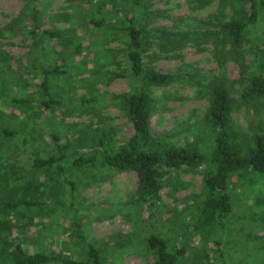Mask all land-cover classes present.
<instances>
[{"label":"rangeland","instance_id":"obj_1","mask_svg":"<svg viewBox=\"0 0 264 264\" xmlns=\"http://www.w3.org/2000/svg\"><path fill=\"white\" fill-rule=\"evenodd\" d=\"M23 1L0 0V27L18 18L24 9ZM37 2L44 23L62 31L65 41L73 45L83 41V44L91 46L87 51L64 60L55 55V51L62 50L60 45L50 44L47 48L48 58L57 62L58 66L69 67V70L65 75L50 77L49 94L56 104L46 113L40 110L39 94L34 86L21 88L15 85V76L11 73L0 76V123L4 127L17 129L25 137L28 151L39 155L48 152L55 155L50 149L49 131L56 132L61 140L66 138L73 141L90 130H105L109 132L114 146L123 144L131 136L132 129L124 111L113 104L112 96L127 92L129 87L124 79L107 82L106 78L111 76L110 74L125 70L124 57L116 51L118 47H122L121 44L105 41L99 32H76L82 28L86 19L82 16V11L77 9L75 0ZM152 2V8L163 12L164 19H161L158 25H175L177 29L199 30L197 20H206L216 10L215 0H209L204 6H200L196 0ZM231 14L230 10L226 11V15ZM60 15H65L66 20L55 19ZM28 28L29 26L25 29ZM31 42L18 32L0 39V51L13 57V73H19L27 78L28 82L35 83L39 77L31 76L25 71L28 62L25 57ZM243 50L246 64L250 67L248 74L251 75L254 70L253 52L264 51V16L249 29ZM212 51L208 44L188 43L182 50L177 51L179 55L176 58H158L152 63L145 59L148 66L175 75L179 80L158 87L152 92L163 104V108L150 118V131L154 136H160L162 140L176 146L192 144L203 153L209 150L212 135L201 123L206 99L197 91L203 89L202 86L199 89L201 82L194 80L192 76L218 74L220 69ZM223 71L229 86H232V99L236 102V109L231 113V129L243 136L258 132L263 128L264 100H252L249 104H242L236 94V83L241 75L239 65L229 60ZM103 74L104 77H101ZM13 97L27 99V110L24 105L17 107V104L11 102ZM81 100L94 102L83 105L80 104ZM19 108L26 110L25 114L19 112ZM242 137L236 140L239 141ZM66 153L68 157L69 151ZM67 160L59 162L63 168L62 174L59 175L49 171L46 174L43 171H33L27 156L14 139L0 138V189L5 191L9 185L18 182L16 195H20L25 191L27 180H37L46 182L45 195H48L53 187L52 179L49 178L56 175V180L63 184L61 201L67 205L72 201L69 193L73 195L75 206L70 209H55L54 206L48 205L50 199H47V206L28 210L26 217L21 220L25 226L11 235H15L24 246H28L29 251L33 249L78 258L82 253V245L75 236H70L68 219L71 215L78 218L77 234H80L84 242L97 248H105L104 252L102 251L103 264H146L142 247L148 233L168 240L169 248H176L183 243H201L196 235L187 232L189 228L184 229L183 217H174L183 210H187L183 216L190 217L189 211L192 209L187 207L200 198L201 168L195 172L177 170L168 174L161 191L162 204L166 211L161 215V220L154 222L150 231L151 221L146 219V214L143 211H134L128 204V201L134 198L137 187L134 172L119 173L112 181L95 183L91 172L73 168ZM55 169L54 165L51 170ZM243 176L236 178L230 185L231 212L226 220L223 219L224 224H217L209 236L205 235L208 238L205 242L211 246L218 242L219 250L227 264H264V247L262 248V242L259 240V235L264 232V175L249 170ZM2 178L6 180L2 181ZM16 178L19 180L14 181ZM64 180L68 183H64ZM70 182L75 184L73 193L70 191ZM37 193L39 194V191ZM129 207L133 211H130ZM14 220L13 218L12 221ZM39 227H43L41 231ZM111 238L116 244H120V247L113 249L107 246L108 239Z\"/></svg>","mask_w":264,"mask_h":264},{"label":"trees","instance_id":"obj_2","mask_svg":"<svg viewBox=\"0 0 264 264\" xmlns=\"http://www.w3.org/2000/svg\"><path fill=\"white\" fill-rule=\"evenodd\" d=\"M37 1H23L24 9L18 15V20L15 19L12 23L0 27V39L19 32L32 41L25 57L26 61L28 60L25 71L31 76L37 75L39 80L35 83L28 82L21 74L13 73L11 68L13 57L2 51L0 76L11 73L15 76V85L21 88L34 86L39 94L40 110L46 113L56 104L49 94L50 77L65 75L69 70V67L58 66L57 62L48 58L47 48L50 44L60 45L62 50L55 51V55L64 60L87 51L91 44L85 45L83 41H79L73 45L65 41L62 31L48 27L44 23ZM196 1L200 6H204L209 0ZM75 2L77 9L82 11V16L84 15L86 19L82 28L76 32H99L105 41L122 46L116 51L124 57L125 70L110 74L111 76L106 78L107 82L124 79L128 84L127 92L112 96V99L113 104L124 111L132 129L131 136L123 144L114 146L109 132L105 130H90L73 141L66 138L61 140L56 132L49 131L50 149L55 155L49 152L39 155L28 151L25 137L17 129L4 127L1 123L0 138L14 139L27 156L33 171L62 174L63 168L59 162L68 159L71 167L91 172L95 183L112 181L119 173L134 172L137 187L134 198L128 201V204L134 211H143L146 214V219L151 221L150 231L154 222L161 220V215L166 211L162 204L161 191L168 174L177 170L195 172L201 168L200 198L187 207L192 209L189 211L190 217L183 216L187 210L174 216L183 217L184 229L189 228L187 232L196 235L201 243L198 242L199 245L197 242H191L190 245L183 243L176 248H169L168 240L148 233L143 240L142 252L146 264H227L219 250V243L214 242L212 246L206 244L205 235L209 236L217 224H224L223 219L226 220L231 212L230 185L235 179L244 177L249 170L264 175V122L263 128L247 136L231 129V113L236 109V102L232 99V86H229L223 69L229 60L239 65L241 75L236 83L238 87L236 94L242 104H249L252 100H264V51L253 52L254 70L249 75L250 67L246 64L243 50L249 29L264 16V0H215V12L206 20H197L199 30L177 29L175 25H171L172 27L158 25V22L164 19L163 12L152 8V0H75ZM227 10L232 14L226 15ZM64 16L60 15L55 19L65 21ZM28 26L29 28L25 29ZM188 43L208 44L220 69L216 75L192 76L194 80L201 82L199 89L201 86L203 89L197 91L206 99V109L201 123L212 133L211 147L205 153L192 144L176 146L168 143L150 131V118L163 108L161 99L155 97L152 92L158 87L179 80L175 75L148 66L145 59L152 63L158 58H176L179 55L177 51L182 50ZM67 52L71 54L68 55ZM33 53L35 54L32 55ZM11 102L17 104V107L24 105L26 110L28 108L27 99L13 97ZM93 102L81 100L80 104L88 105ZM20 109L19 112H26ZM239 137L242 139L237 141L236 138ZM81 150L86 152L79 153ZM66 151H69L68 157ZM54 165L56 169L51 170ZM56 175L49 178L52 179L53 187L48 195H45V181L27 180L25 191L20 195H16L18 182L9 185L5 191L0 189V264H103L102 251L105 248H97L83 241L80 234H77L79 226L77 216L74 215L68 219V230L70 236H75L82 245V253L76 259L40 250L29 251L28 246H24L15 235H11L25 226L21 220L26 217L28 210L47 206V199H50L48 205L54 206L55 209H58L57 207L70 209L75 206L71 192L69 197L72 201L67 205L61 201L63 184L56 180ZM5 180L6 178H2V181ZM13 180L18 181L19 178ZM64 183L68 182L64 180ZM69 184L73 193L75 184L73 182ZM130 207L129 210L133 211ZM75 211L74 209V214ZM41 228L43 227H39L40 231ZM182 237L184 238L183 235ZM259 240L263 248L264 232L259 235ZM108 242L106 245L113 249L120 247L112 238L108 239Z\"/></svg>","mask_w":264,"mask_h":264}]
</instances>
